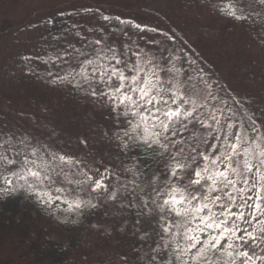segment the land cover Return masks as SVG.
<instances>
[{"label":"trees","instance_id":"16d2710c","mask_svg":"<svg viewBox=\"0 0 264 264\" xmlns=\"http://www.w3.org/2000/svg\"><path fill=\"white\" fill-rule=\"evenodd\" d=\"M205 6L213 8V12L204 11ZM230 6H235L237 14L242 12L246 19L238 20L228 15ZM133 12L145 21L125 16ZM104 16L111 19L105 21ZM49 20L53 22L48 23ZM120 20L140 24L142 29L121 24ZM100 29H103L104 39L115 41L122 47L131 45L129 56L137 50L148 57L171 51L184 60L194 61L196 67L203 69V73L196 76L199 81L207 76L217 79L223 94L233 96L240 120L246 121L251 115L240 99L231 93L228 82L232 80L224 75L221 67L226 60L232 63L230 69L241 75L236 82L247 88L249 97L263 94L264 3L261 0H138L135 6L127 9L105 8L92 3L84 8L54 7L46 14L28 10L16 19H0V140L11 138L17 142L20 137L31 136L29 132L22 133L19 125L34 122L38 117L44 119L41 118L44 116L58 121L61 126L69 124L79 128V152L76 153L75 142L66 139L65 154L74 153L76 159L92 158L98 163L96 167L92 166L93 169L99 168L101 172L107 167L114 173L107 182L115 181L120 188L115 201H119L120 212L129 219L131 248L126 259L119 264H167L175 247L169 239L172 234L161 231L155 222L156 217L139 215L140 209L132 206L149 199L151 188L146 184L153 172L160 173L161 179L165 178L161 172L163 162L157 163L158 157L153 159L150 152L141 148L122 152L115 136L121 128L127 127L125 118L120 117L118 124L111 106L97 103L96 98L74 85L53 83L56 76H64L70 70V65L75 68L77 61L64 57L50 61L49 58L63 51L66 42L91 52V41L102 38ZM122 30L127 32L126 36ZM76 32L80 33L79 37ZM26 56L31 60L26 61ZM189 130H193L191 124ZM41 143L42 155L49 149L60 154L55 144L42 140ZM134 163L136 169L145 175L134 177L132 172L125 171ZM66 167L71 172L76 171ZM4 174L10 175L8 172ZM133 179L140 186L135 192L131 191ZM23 183L21 180L6 185L0 180V264H86V255L98 243L102 233L88 226L80 207L52 194L50 187L53 185L49 186L47 181L33 185L37 191L20 187ZM121 184H127L129 191H124ZM13 187L14 191L6 190ZM68 212L79 220L76 223L71 219L66 221L70 233L65 244L47 235L42 220L44 216L57 217ZM151 227H155L156 237L163 235L169 239L166 249L162 247L164 241L159 239L155 249L159 248L160 254L155 251L152 263L149 250L143 244L144 234ZM179 242L183 244L182 239Z\"/></svg>","mask_w":264,"mask_h":264},{"label":"snow or ice","instance_id":"6c2138e0","mask_svg":"<svg viewBox=\"0 0 264 264\" xmlns=\"http://www.w3.org/2000/svg\"><path fill=\"white\" fill-rule=\"evenodd\" d=\"M227 14L234 19H246L242 12L237 14L235 6H230ZM120 23L142 29L132 21ZM99 31L102 38L91 41V52L66 42L63 51L49 58L77 61L75 68L70 65V70L64 76H56L53 83L74 85L87 95L104 100L112 107L118 124L120 117L125 118L127 127L115 136L120 150L141 148L150 152L153 159L158 157L157 163L163 162L161 172L165 178L153 172L146 184L154 196L132 206L140 209L139 215L156 217L161 231L172 234L169 239L175 247L167 264H237V261L256 264V260H264V256L254 259L252 252L264 243V120L258 122L249 116L246 121L235 122L232 118L235 113L225 115L221 108H214L205 117L200 110L206 108L209 99H217L207 91L211 87L207 81L201 79L203 89L189 84L193 77L175 63L168 67L171 61L166 60L161 66L155 56L148 57L139 50L129 56L131 45L118 46L115 41L103 38V29ZM122 34L126 36L127 32L122 30ZM75 35L79 37L80 33ZM25 60L30 61L31 57L26 56ZM200 73L203 69L197 75ZM198 111L199 117L194 115ZM17 143L22 147L17 148ZM135 163L125 171L132 172L134 177L145 175L136 169ZM66 166L76 170L71 175L82 179H70L69 172L64 170ZM113 175L107 167L101 172L85 161L50 149L41 155L40 147L25 140H0V180L6 185L22 180L20 187L37 191L33 185L45 181L55 184L62 179L77 185L72 191L94 192L105 200L115 201L119 189L109 191L107 182ZM131 184L133 192L140 187L135 179ZM120 187L129 191L127 184ZM6 190L14 191L15 187ZM82 206L97 205L77 198L75 207ZM160 239L164 241L162 247L168 248L169 239L163 235ZM181 239L183 244L179 242ZM154 251L160 254L159 248Z\"/></svg>","mask_w":264,"mask_h":264},{"label":"rangeland","instance_id":"374dc122","mask_svg":"<svg viewBox=\"0 0 264 264\" xmlns=\"http://www.w3.org/2000/svg\"><path fill=\"white\" fill-rule=\"evenodd\" d=\"M138 0H0V19L2 18H11L16 19L24 15L28 10H34L39 12L40 14H46L48 11L54 7H69V8H84L85 6L96 3L100 4L105 8H122L127 9L131 6H135ZM161 2V1H160ZM209 9V7L205 6L204 11ZM211 12H213V8H210ZM129 13V12H126ZM131 14V13H130ZM129 17H134L137 21L143 22L145 21L143 17L137 15L135 12L131 15H125ZM162 56V57H161ZM159 56L155 54L157 58V62L164 65L166 60L171 61L167 66L171 67L172 63H175L177 68H182V71L191 75L193 77L192 81H189V84L195 83L198 88L203 89L204 85L197 78V73L199 72L200 67H196L194 63L184 60L178 54L168 51L167 53ZM160 57V58H159ZM179 57L180 59H174ZM228 58V57H226ZM229 59V58H228ZM232 63L226 60L221 67L222 72L225 76L230 77L232 81L228 82L230 86L231 93L236 95L240 101L242 102L245 109H247L248 113L253 116L258 122L260 120H264V91L263 94L255 95L254 97H249L247 94V88L245 86H241L238 82H236V78H239L241 75L237 71L235 73L234 70L230 69ZM192 69H196L197 72H193ZM184 79V77H181ZM211 87L207 89L210 91L217 99H209L208 105L203 111L204 116L206 117L210 111H214V108L223 109L225 115H231L235 113L232 117L233 121L239 122L240 116L238 115V111L235 108L233 96L223 94L221 85L219 86V82L214 77L207 76L205 79ZM204 93L202 92V95ZM202 102V101H201ZM97 103H101L103 106L109 107L110 105L105 103L104 100L97 99ZM99 105V104H98ZM214 106V107H213ZM231 110V112H229ZM200 111L195 113L197 117L200 116ZM219 116V113H216ZM42 116V115H41ZM44 119H40V117L36 118L34 122L26 123L25 125H19V128L22 133L29 132L31 136L23 138L20 137L19 140H25L29 142L33 146H38L41 148V155L43 152V142L53 143L55 144V148L63 154L64 147L68 145L66 139H69L70 142H75L76 153H78V149L81 148L79 141H77V137L79 135V128H73L71 125L67 124L66 126H61L58 121H54L50 117H41ZM195 122V121H194ZM221 122L223 123V118H221ZM259 126V124H258ZM199 129V125H197ZM81 130V129H80ZM203 131V129H199ZM41 138V139H40ZM17 148L22 147L20 144H16ZM73 147V145H72ZM78 148V149H77ZM64 151L63 155L74 156V153H67ZM31 155V153H29ZM84 159L88 165L91 167H96L98 163L94 161L92 158H77ZM93 168V167H92ZM65 172H69V178L72 180H77L79 175H71V170L68 167H65ZM59 171V169H57ZM10 174V173H9ZM55 177V173H51ZM10 176V175H9ZM11 178V176H10ZM53 185L50 187L51 193L56 194L55 196H60L62 199H66L72 205H75V201L77 198L82 200H91L93 204H96V207H88L82 206L80 207V213L85 218L88 226H92L95 228L97 232L102 233V237L98 240V243L88 252L85 257L86 264H119L122 263L127 256L128 250L131 248L130 246V237L128 234L129 231V219L124 212H120L122 209L119 201L105 200L103 196H98L96 193L86 192V191H72L71 189L77 188L75 184H68L62 179L59 180L58 183L49 184ZM120 189L119 185L113 181L109 184V191ZM149 196L152 195L151 189L148 191ZM51 214L50 211H48ZM57 214V211L54 212ZM56 216V215H55ZM72 220L76 223L79 218L71 212H68L65 215L57 217L44 216L42 225L46 230V233L49 237L54 238L59 241H63L65 244L68 243L67 235L70 233L69 229L66 227V221ZM264 219V218H262ZM155 227H151L148 229V234L145 236L144 234V247L149 250V260L150 263L153 262L155 258V248L157 242L160 237H156ZM256 230H259V226H257ZM264 243H261L259 246L254 247L252 249L253 258L264 256ZM239 264V261H237ZM256 264H264V260H256Z\"/></svg>","mask_w":264,"mask_h":264}]
</instances>
